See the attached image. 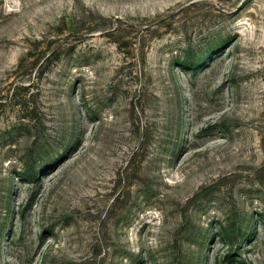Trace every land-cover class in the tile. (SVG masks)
<instances>
[{
    "label": "rangeland",
    "instance_id": "1",
    "mask_svg": "<svg viewBox=\"0 0 264 264\" xmlns=\"http://www.w3.org/2000/svg\"><path fill=\"white\" fill-rule=\"evenodd\" d=\"M0 264H264V0H0Z\"/></svg>",
    "mask_w": 264,
    "mask_h": 264
},
{
    "label": "trees",
    "instance_id": "2",
    "mask_svg": "<svg viewBox=\"0 0 264 264\" xmlns=\"http://www.w3.org/2000/svg\"><path fill=\"white\" fill-rule=\"evenodd\" d=\"M24 108H25V107H24ZM25 110L28 111V109H25ZM33 113H34L33 110L29 112V114H33ZM28 117H30V115H29Z\"/></svg>",
    "mask_w": 264,
    "mask_h": 264
}]
</instances>
